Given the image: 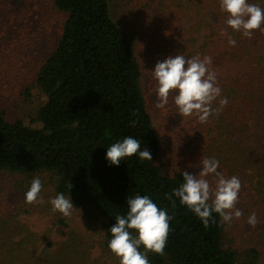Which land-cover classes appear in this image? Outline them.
Returning a JSON list of instances; mask_svg holds the SVG:
<instances>
[{"label": "trees", "instance_id": "1", "mask_svg": "<svg viewBox=\"0 0 264 264\" xmlns=\"http://www.w3.org/2000/svg\"><path fill=\"white\" fill-rule=\"evenodd\" d=\"M52 5L62 15V23L56 46L34 82L46 97L36 112L40 128L20 120L8 122L0 110V174L48 175L55 195L63 193L71 198L73 208L87 210V218L100 221L107 249L109 230L117 215H126L127 200L149 196L171 217L164 254L147 251L149 264H263L254 246L232 244L218 213H212L205 227L179 198H167L184 182V171L168 175L160 165V140L143 90L141 59L110 17L108 0H52ZM208 25L213 27L212 35L200 55L211 58L208 68L221 93L212 103L220 111L209 116V126L198 139L201 158H215L218 172L238 177L239 198L249 196L254 207L264 212V56L243 52L259 39L245 37L224 22ZM242 40L245 44L235 51ZM176 54L190 57L176 42H166L148 61L162 62ZM224 98L228 103L221 106ZM127 136L139 140L152 161L140 160L137 153L119 166L110 164L108 147ZM208 178L215 187L213 176ZM16 233L0 232V264H8L16 252L30 255L29 248L9 242ZM77 249L68 256L55 251L39 264H82L86 258ZM139 250L145 252L142 245Z\"/></svg>", "mask_w": 264, "mask_h": 264}, {"label": "rangeland", "instance_id": "2", "mask_svg": "<svg viewBox=\"0 0 264 264\" xmlns=\"http://www.w3.org/2000/svg\"><path fill=\"white\" fill-rule=\"evenodd\" d=\"M248 2L264 8V0ZM108 4L110 17L141 59L143 90L160 140L162 169L168 175L180 170L198 175L202 170L198 139L209 122L201 123L195 116L182 117L173 100L175 92L164 108L155 107L157 81L151 71L158 61L149 64L148 58H153L166 42L185 48L189 58L195 54L201 58L200 49L212 35L213 27L208 24H226L228 14L221 9L220 0H108ZM61 23L62 15L53 8L52 0H0V110L8 122L20 120L28 127L40 128L35 122L36 112L46 97L34 82L40 65L56 46ZM261 27L253 31L259 42L249 44L243 52L264 56V24ZM244 44L243 41L235 51ZM33 178L42 182L38 201L42 199L43 203L25 202ZM49 179L46 174H0V232H17L9 242L15 246L20 243L17 247L29 248L30 252L13 253L8 264H39L55 251L68 256L67 252L75 247L86 258L82 264H120L104 245L100 221L87 218V210L73 208L71 217L52 210L49 201L56 195ZM235 207L243 215L225 222L228 239L240 248L254 246L264 262V212L254 207L249 196L239 198ZM252 213L256 214L255 226L247 223ZM30 242L35 247L31 246L34 243L28 245Z\"/></svg>", "mask_w": 264, "mask_h": 264}, {"label": "clouds", "instance_id": "3", "mask_svg": "<svg viewBox=\"0 0 264 264\" xmlns=\"http://www.w3.org/2000/svg\"><path fill=\"white\" fill-rule=\"evenodd\" d=\"M220 7L228 14L226 24L234 31H241L245 37L251 38L253 31L260 30L264 24V8L249 3L248 0H220ZM229 44L235 46L236 41L229 38ZM209 64L210 57L186 58L181 54L157 62L151 71L157 81L155 107L164 108L169 102L170 94L175 92L173 100L182 117L195 116L201 123H205L214 111L218 114L220 109H213L212 103L220 96L221 89L216 84L215 74L209 71ZM227 103V98L220 100L221 106ZM132 124L134 126L135 121ZM137 153L140 160L152 161L150 151L141 150V142L127 136L108 147L106 158L110 164L119 166L125 157ZM199 163L202 165L199 174L184 171V182L179 188L173 189L172 193L166 194L167 198H179L180 203L192 210L205 227L209 225L213 212L218 213L225 222H230L233 216L241 218L242 211L235 207L241 189L239 178H227L218 172L219 161L215 158L205 157ZM209 176H213L215 187L207 179ZM71 187L72 185L70 189ZM41 190V180L33 178L25 193V202L43 203L42 199L38 201ZM49 202L54 212L59 211L64 217H71L74 206L71 198L59 193ZM127 208L126 215H117L115 224L109 230L112 238L108 247L119 258L120 264H149L147 251L164 254L171 217L147 195L129 198ZM212 222L215 223L214 220ZM247 223L252 226L257 224L255 213L248 217ZM130 230H135L137 235L134 237ZM141 245L145 252L139 250Z\"/></svg>", "mask_w": 264, "mask_h": 264}]
</instances>
